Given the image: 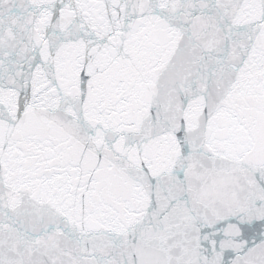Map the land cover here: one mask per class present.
<instances>
[{
    "label": "snow or ice",
    "instance_id": "obj_1",
    "mask_svg": "<svg viewBox=\"0 0 264 264\" xmlns=\"http://www.w3.org/2000/svg\"><path fill=\"white\" fill-rule=\"evenodd\" d=\"M0 264H264V0H0Z\"/></svg>",
    "mask_w": 264,
    "mask_h": 264
}]
</instances>
